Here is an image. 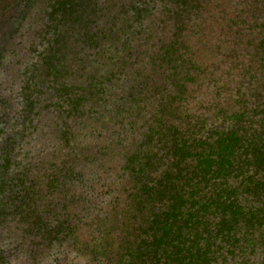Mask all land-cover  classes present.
Returning <instances> with one entry per match:
<instances>
[{
	"label": "rangeland",
	"instance_id": "374dc122",
	"mask_svg": "<svg viewBox=\"0 0 264 264\" xmlns=\"http://www.w3.org/2000/svg\"><path fill=\"white\" fill-rule=\"evenodd\" d=\"M127 1L0 0V264L139 262L141 250L130 247L157 231L145 221L168 209L180 165L160 114L138 116L133 106L121 118L119 111L162 91L154 64L175 32L200 29L205 63H221L195 67L198 76L217 73L196 80L184 108L165 113L171 126L211 115L218 101L238 102V86L261 76L257 30L248 40L222 28L263 17L253 10L262 0H184L185 9L154 0L135 30L120 13ZM199 5L203 13L194 16ZM240 11L245 19L236 17ZM119 19L120 39L101 41L117 32ZM118 48L125 59L116 57ZM215 83L230 88L233 100L218 95Z\"/></svg>",
	"mask_w": 264,
	"mask_h": 264
},
{
	"label": "trees",
	"instance_id": "16d2710c",
	"mask_svg": "<svg viewBox=\"0 0 264 264\" xmlns=\"http://www.w3.org/2000/svg\"><path fill=\"white\" fill-rule=\"evenodd\" d=\"M116 1L123 5V0ZM153 1L128 0L125 11L121 10L120 13L123 11V15L133 18L135 30V25L147 14ZM168 1L173 3L174 0ZM244 1L246 0L242 2ZM254 1L255 4L260 2ZM176 4L182 9L191 7L184 0H176ZM260 7L264 8V0L260 6H253V10L261 12L264 17V9ZM200 9L199 5L196 12H193L194 16L203 13ZM241 13H237L236 17L245 19ZM263 17L259 15L261 20L256 18L245 21L246 25L232 19L231 24L222 28L229 32L235 27L237 33L248 36V40L254 37L257 30L255 49L259 52L261 76L251 74L248 85L238 86V93L235 94L241 98L238 102L226 105V100L224 104L218 101L217 108L211 115L200 112L198 115L194 114L193 120L186 124L177 127L168 124L165 113L168 110L179 111L187 105L188 95L195 92V87L198 86L196 80L203 75L206 79H214L217 73V69H205L198 76L195 67L211 65L215 68L216 62L217 65L221 63L219 60L212 64L205 63L208 61L204 58L205 48L201 47L202 40L196 38L200 29L191 35L194 28L191 25L187 28V33H174L154 64L157 75L161 78L162 85L159 86H163L162 91L152 95L149 91L145 98H133L131 108L119 111L121 118L126 113H134L133 106L137 108L138 116L149 113V110L157 112V116L160 114V125L169 129L171 136L168 152L180 165V182L167 198L168 209L162 213L160 220H156L154 214H151L150 219L145 221L146 224L153 223L158 229L148 243L144 241L139 246L137 242L130 247L131 252L139 248L142 254L138 263L131 264H264ZM119 21L121 19L114 24L118 28L117 32H105L101 41L120 39L118 32L123 30V25ZM196 27H199L198 23ZM136 32V36H128V53L142 33L140 30ZM95 35L98 34L89 37L92 45L97 42ZM114 51L116 57L121 53V58L125 59L124 50L118 48ZM222 65L224 66V62ZM227 67L232 70L233 65ZM217 92L218 95L229 93V99L233 100L230 88L218 86ZM137 113L134 115L137 116Z\"/></svg>",
	"mask_w": 264,
	"mask_h": 264
}]
</instances>
